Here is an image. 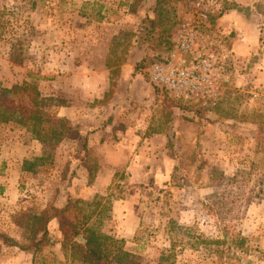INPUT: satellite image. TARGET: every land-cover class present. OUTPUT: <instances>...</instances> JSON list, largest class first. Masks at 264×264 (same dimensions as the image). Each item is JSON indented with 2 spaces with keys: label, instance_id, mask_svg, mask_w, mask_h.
I'll return each mask as SVG.
<instances>
[{
  "label": "rangeland",
  "instance_id": "374dc122",
  "mask_svg": "<svg viewBox=\"0 0 264 264\" xmlns=\"http://www.w3.org/2000/svg\"><path fill=\"white\" fill-rule=\"evenodd\" d=\"M223 8L211 24L232 60L216 79L218 105L209 108L150 76V66L175 51L188 0H0V86L37 88L47 109L58 114L70 104L74 118L60 142L0 123V264H33L19 245L31 235L32 217L53 215L70 199L96 208L103 230L144 264H159L169 250L174 264H219V254L264 264V50L239 53L235 33L220 26L221 17L242 11L250 18L257 9L264 27V0ZM105 124L115 137L130 125L146 138L133 144L139 160L96 182L100 168L123 163L100 157L110 149L89 141ZM26 160L32 170L23 168ZM138 162L147 169L134 175ZM50 233L56 242L39 259L61 252L63 261L53 264H69L57 219ZM237 236L248 239L250 252L236 249Z\"/></svg>",
  "mask_w": 264,
  "mask_h": 264
},
{
  "label": "trees",
  "instance_id": "16d2710c",
  "mask_svg": "<svg viewBox=\"0 0 264 264\" xmlns=\"http://www.w3.org/2000/svg\"><path fill=\"white\" fill-rule=\"evenodd\" d=\"M10 122L25 127L33 138L43 143L60 142L70 125L68 119L45 107L37 88L22 84H13L11 87L0 86V123ZM43 159V156L36 157V160ZM24 164L25 170H32V162L26 160ZM117 198H123L121 192ZM53 209V215L42 213L32 217V222L29 224L31 235L27 238V242L19 244L22 249L32 252L33 264L61 262L56 254H53L50 262H47L46 258L39 259V254L56 242L50 233L52 219L58 221L61 237L57 242L61 244L62 253L69 264H144L124 247L123 240H118L103 230L102 218H95L96 208L78 206L76 201L70 199L64 206ZM247 240L244 236H237L234 240L236 249L245 254L250 252L252 248L247 244ZM172 246H175L174 242ZM173 257L172 250H169L162 254L159 264H162V261L167 264ZM225 262L240 264V258L230 257L227 261L223 254H219L217 263ZM170 264H174V261Z\"/></svg>",
  "mask_w": 264,
  "mask_h": 264
},
{
  "label": "built area",
  "instance_id": "2783aa9c",
  "mask_svg": "<svg viewBox=\"0 0 264 264\" xmlns=\"http://www.w3.org/2000/svg\"><path fill=\"white\" fill-rule=\"evenodd\" d=\"M188 1L191 11L179 24L175 51L155 61L150 76L157 85L213 108L219 100L216 79L228 72L232 48L214 32L211 18L223 13L224 2L232 0Z\"/></svg>",
  "mask_w": 264,
  "mask_h": 264
},
{
  "label": "crops",
  "instance_id": "0c3cea01",
  "mask_svg": "<svg viewBox=\"0 0 264 264\" xmlns=\"http://www.w3.org/2000/svg\"><path fill=\"white\" fill-rule=\"evenodd\" d=\"M226 14L227 13H225V16ZM258 14L259 12H257V9H251L250 18H248V16H246V14L243 13L242 11H237L234 14H231L233 15V17L230 15L229 18L225 17L224 20L222 19V17L220 18L221 21L223 22V24L222 22L220 23V26L222 27V31H224V33H229V34L232 32L235 33L236 37H234L235 42L233 46L236 47V45H238L237 48L239 50V53L242 54L258 53L259 48L261 46H262L261 49L264 50V42L263 41L260 42L259 40V32L261 30H264V27H262L258 22ZM262 24H264V21ZM263 57H264V53L260 55L258 62L261 60L264 64ZM58 114L60 117H64L70 121L71 120L74 121L73 106L70 104L61 106L58 109ZM121 128L122 131H120V133L116 137L115 135L111 134L112 126L109 124H105L100 127L95 126L93 128V130L95 131L94 133L91 134L92 139L89 138L90 143L94 144L93 140H97L101 148H104L105 150L110 149V152H108L106 156L101 155L100 157H106V159L110 158L111 160H115V159L123 160L122 164L120 161L117 162L115 161L112 164H109L108 166H104L100 168L97 172L99 177L96 179V182L99 181L101 175H105V174H108L110 176L115 175L116 172H118V168L120 166H123L126 163H128L129 158L137 159V160L140 159V156L137 155V152H135V148H133V144H137L138 142H141L143 140V137L146 138V135L140 137V133L138 131H135L134 128L130 125L122 126ZM155 132H154V136L160 135L158 133H161L162 131L158 130ZM131 169H133V174L135 175L141 173L142 171L147 169V167L146 165H143L142 163L138 162V163H134V165L131 166ZM96 187L97 185L95 184L90 187V190L94 192L99 191L96 189ZM117 204H119V202ZM60 253L61 252H56L60 261H63L62 255Z\"/></svg>",
  "mask_w": 264,
  "mask_h": 264
},
{
  "label": "water",
  "instance_id": "95a60500",
  "mask_svg": "<svg viewBox=\"0 0 264 264\" xmlns=\"http://www.w3.org/2000/svg\"><path fill=\"white\" fill-rule=\"evenodd\" d=\"M79 239H80V240H83V238H82V237H79Z\"/></svg>",
  "mask_w": 264,
  "mask_h": 264
}]
</instances>
